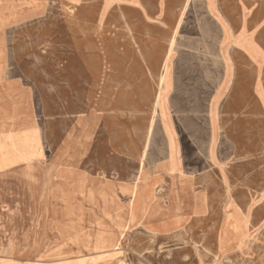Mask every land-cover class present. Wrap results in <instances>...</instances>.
<instances>
[{"label":"rangeland","instance_id":"obj_1","mask_svg":"<svg viewBox=\"0 0 264 264\" xmlns=\"http://www.w3.org/2000/svg\"><path fill=\"white\" fill-rule=\"evenodd\" d=\"M130 2L0 0V192L17 199L6 196L21 220L16 238L26 246L30 227L60 246L56 232L63 225L69 236L62 233L68 252L61 257L68 264H264V121L250 119L238 144L166 143L156 127L149 163L167 160L139 168L131 184L111 178L108 113L93 115L78 82L93 77L98 56L107 55L110 13ZM204 2L186 0L181 22L187 27L181 33L196 37V52L184 55L181 36L172 53L183 67L195 58L202 71L207 63L218 65L220 35L219 20L209 17ZM133 4L152 9L157 0ZM179 115L184 112L165 110L161 118L175 117L177 130L188 134ZM46 168L44 214L39 221L22 216L27 204L13 178L25 173L32 185L34 177V192L41 193ZM60 202L68 205V222ZM30 208L35 214L36 197ZM1 228L3 236L13 234L8 223Z\"/></svg>","mask_w":264,"mask_h":264},{"label":"crops","instance_id":"obj_2","mask_svg":"<svg viewBox=\"0 0 264 264\" xmlns=\"http://www.w3.org/2000/svg\"><path fill=\"white\" fill-rule=\"evenodd\" d=\"M131 1L123 12L110 13L107 55L98 56L93 77L78 82L83 104L92 105L93 115L108 113V172L121 184H131L139 168L151 170L167 160L149 163L156 127L166 143L238 144L246 140L250 119L264 121V0H205L209 17L219 20L220 35L218 65L207 63L203 71L195 58L183 67L180 56L172 54L181 36L184 55L196 52V37L181 33L186 0L174 7L168 6L170 0H157L152 9ZM165 110L184 112L179 118L187 121L188 134L177 130L175 117L161 118ZM63 206L68 222V205ZM17 215L14 223L19 227ZM60 228V246L45 243L46 237L33 230L26 246L16 238L18 231L0 237V264H68V258L61 257L68 252V246L61 245L62 233L68 231Z\"/></svg>","mask_w":264,"mask_h":264},{"label":"bare ground","instance_id":"obj_3","mask_svg":"<svg viewBox=\"0 0 264 264\" xmlns=\"http://www.w3.org/2000/svg\"><path fill=\"white\" fill-rule=\"evenodd\" d=\"M24 174L25 173H19L18 175H15L13 178L15 191H16L18 197L22 201H24L25 204H27L26 205L27 209H25V211L22 213V216H23V214H26L30 217V219H35V220L39 221V220H41V218L44 214L43 208H44V204L46 203L47 198H48L49 184H50V180H51L50 171L47 168L44 171L45 176L41 182H43V186H45L44 187L45 191H43L41 193L34 192L35 187L38 186V183L35 180V178L33 177L32 185H31L30 183H26L24 181V177H23ZM2 182L3 181H0L1 188L3 186ZM82 188H83V186H82ZM80 194H81V192H80ZM6 196H9L8 198L17 201V199L11 194V192H0V237H3L1 223H8L9 225H11L13 228V233H16V231H18V228L16 226H13V223H14L16 215L18 214V211L17 212H15V211L11 212L10 211V209H9L10 206H9V203L7 202ZM32 197H36V199H37V211L33 215L31 213V208H30V200ZM118 200H120V199H118ZM178 203H179V201H178ZM179 205L180 204H178L177 207H179ZM37 225L39 227V222L37 223ZM28 228L30 229V232L32 233V228H30V227H28Z\"/></svg>","mask_w":264,"mask_h":264}]
</instances>
